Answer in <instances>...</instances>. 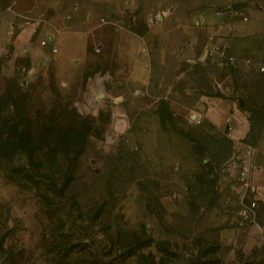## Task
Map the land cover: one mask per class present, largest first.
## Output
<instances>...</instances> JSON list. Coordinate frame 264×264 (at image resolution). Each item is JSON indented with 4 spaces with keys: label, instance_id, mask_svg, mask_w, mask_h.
Wrapping results in <instances>:
<instances>
[{
    "label": "rangeland",
    "instance_id": "374dc122",
    "mask_svg": "<svg viewBox=\"0 0 264 264\" xmlns=\"http://www.w3.org/2000/svg\"><path fill=\"white\" fill-rule=\"evenodd\" d=\"M8 2L0 0V15ZM85 3L91 23L107 29L106 40H89L87 58L58 64L35 32L27 38L36 46L18 47L16 23L7 25L9 37L0 34V264H264V190L244 193L234 180L219 187L233 179L241 146L214 125L195 123L193 112L172 119L163 96L138 99L129 80L131 37L168 10H181L192 25L197 13L250 14L264 0ZM193 55L172 82L185 106L201 111L223 69L232 80L230 114L246 118L249 140L264 136V69L199 47ZM142 111L146 118L138 119ZM187 152L199 168L177 166ZM210 210L224 214L219 226L234 227L229 240L202 228Z\"/></svg>",
    "mask_w": 264,
    "mask_h": 264
},
{
    "label": "crops",
    "instance_id": "0c3cea01",
    "mask_svg": "<svg viewBox=\"0 0 264 264\" xmlns=\"http://www.w3.org/2000/svg\"><path fill=\"white\" fill-rule=\"evenodd\" d=\"M91 14L92 9L85 0H10L0 15L6 29L0 31V34L9 37L12 28H8L7 25L16 23L20 27L15 33L18 47H23L27 43L36 46V41L32 42L27 38L34 32L38 37H46V43L42 48L47 50L58 64H62L75 55L87 58L93 54L88 47L90 39L98 38L100 41L107 39L105 25L91 23L89 20ZM190 18L181 10H168L165 15H160L143 30L134 32L135 36L131 37L129 80L138 92L136 97L154 100L163 96L168 99L167 110L172 114V119L182 112H199L202 116L201 122L221 129L233 147L247 146L250 158L259 166L251 173L250 180L255 189L264 190V136L256 141L249 140L246 135L248 124L246 118L230 114L235 104L230 98L233 87L229 72L221 69L215 73L213 82L217 90L214 96H206L202 100L204 104L201 103V111L195 107H186L185 102L180 99L179 92L172 86L176 74L182 72L178 67L181 60H193V54L198 47L205 52V56H217L214 47L221 45L228 53L234 55L239 63H243L245 57L258 58L264 55V6L250 14L245 10H209L197 13L192 17L194 20L192 25ZM50 45L56 47L54 52L50 51ZM142 48L146 49V65L149 66L146 75L144 72L142 74L140 69L145 65ZM175 69H178L177 73ZM145 114H147L145 111L140 112L138 119L140 117L145 119ZM226 117H229L232 126L229 131L225 128ZM158 127V122L156 121L155 125L153 121L151 126L154 130L153 140H157L159 136ZM187 154L183 157L177 155L179 161L177 166L184 169L198 164L199 168V159L189 152ZM229 178H225L219 187L234 185L232 176ZM218 200L220 201L221 197ZM260 200L264 202V193L260 195ZM210 211L200 216L202 228L207 226L216 228L224 241L229 240L230 231L234 227L219 226L221 216L224 214L216 215Z\"/></svg>",
    "mask_w": 264,
    "mask_h": 264
},
{
    "label": "built area",
    "instance_id": "2783aa9c",
    "mask_svg": "<svg viewBox=\"0 0 264 264\" xmlns=\"http://www.w3.org/2000/svg\"><path fill=\"white\" fill-rule=\"evenodd\" d=\"M39 43L41 45H44L46 43V39H41L39 41ZM55 50H56V47L52 45L50 47V51L54 52ZM93 50L95 52H97V51H99V47L94 46ZM214 52L217 53V55H218L217 57L224 59L225 62H229L231 64H234L236 62L235 56L232 55L231 53H228L226 51V49L221 45H216L214 47ZM259 58L245 57V58H243L242 61L246 67H253L257 71H262L264 69V61H259L258 60ZM190 112H192V111H190ZM190 115H191V113H190ZM193 119H194L195 123H200L202 120V116L199 112L198 113L194 112ZM225 128L227 131L231 130V128H232L229 117L225 118ZM241 150H242L241 153L236 155L235 157H233V160H232V163L237 165L236 172L233 175V180L236 183L240 184L244 193L245 192H253V190L255 189V185L251 182L250 176H251V173L253 171H255L259 168V166L257 163H255L250 158L247 146H243ZM240 197H243V195H241ZM238 200L241 201L240 198ZM255 206H256V201L254 199L250 200L249 204H247V207L249 209H252Z\"/></svg>",
    "mask_w": 264,
    "mask_h": 264
},
{
    "label": "bare ground",
    "instance_id": "6f19581e",
    "mask_svg": "<svg viewBox=\"0 0 264 264\" xmlns=\"http://www.w3.org/2000/svg\"><path fill=\"white\" fill-rule=\"evenodd\" d=\"M92 97L90 98V100H91V104L95 107V106H97V99H96V97L94 96V95H91ZM192 115H194V114H192ZM191 115V116H192Z\"/></svg>",
    "mask_w": 264,
    "mask_h": 264
},
{
    "label": "water",
    "instance_id": "95a60500",
    "mask_svg": "<svg viewBox=\"0 0 264 264\" xmlns=\"http://www.w3.org/2000/svg\"><path fill=\"white\" fill-rule=\"evenodd\" d=\"M238 103L241 105L242 104V98L240 96L237 97ZM193 116V115H192Z\"/></svg>",
    "mask_w": 264,
    "mask_h": 264
}]
</instances>
